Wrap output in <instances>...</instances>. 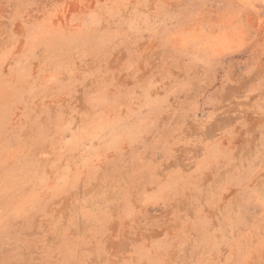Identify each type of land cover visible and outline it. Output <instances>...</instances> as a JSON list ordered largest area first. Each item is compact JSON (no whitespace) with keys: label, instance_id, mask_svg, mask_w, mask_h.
Returning a JSON list of instances; mask_svg holds the SVG:
<instances>
[{"label":"rangeland","instance_id":"374dc122","mask_svg":"<svg viewBox=\"0 0 264 264\" xmlns=\"http://www.w3.org/2000/svg\"><path fill=\"white\" fill-rule=\"evenodd\" d=\"M0 264H264V0H0Z\"/></svg>","mask_w":264,"mask_h":264}]
</instances>
